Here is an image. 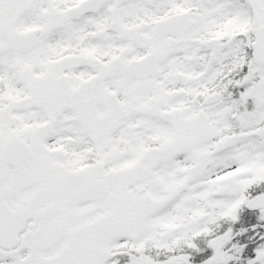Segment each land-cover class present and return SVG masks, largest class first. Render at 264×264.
<instances>
[{
  "label": "snow or ice",
  "instance_id": "1",
  "mask_svg": "<svg viewBox=\"0 0 264 264\" xmlns=\"http://www.w3.org/2000/svg\"><path fill=\"white\" fill-rule=\"evenodd\" d=\"M261 186L264 0H0V264H229Z\"/></svg>",
  "mask_w": 264,
  "mask_h": 264
},
{
  "label": "rangeland",
  "instance_id": "2",
  "mask_svg": "<svg viewBox=\"0 0 264 264\" xmlns=\"http://www.w3.org/2000/svg\"><path fill=\"white\" fill-rule=\"evenodd\" d=\"M242 210H243V207L238 211V216L242 215ZM259 216H260V213L258 214V217L256 218V221L260 225L256 226L255 229H250L251 231L249 232L248 235L244 234V235H242L240 237H237L239 239H242V241L245 244H248V247H247L246 250H243L240 253H234L235 255H238L240 257V259L231 260V261H229V264H246V260L249 257H251V256H253L255 254L252 251V248H254L260 242L259 239H258V236L260 234H264V230H263V232H261L260 230L257 231V229H258L257 227L264 229V220H260ZM240 221H242V220H240ZM222 222L230 223V222H233V221H230V220L221 221L220 222V227H221V223ZM243 222H245V221H243ZM194 242L197 243L198 247H201V248L204 249V254L211 255L212 250L210 248H207V246L205 245L203 239H198L197 241H194ZM185 251L193 252V256H194L196 261H192V264H198L197 257L200 256L201 253H199V254L194 253V251L190 250V249H185Z\"/></svg>",
  "mask_w": 264,
  "mask_h": 264
},
{
  "label": "trees",
  "instance_id": "3",
  "mask_svg": "<svg viewBox=\"0 0 264 264\" xmlns=\"http://www.w3.org/2000/svg\"><path fill=\"white\" fill-rule=\"evenodd\" d=\"M253 225L258 226L260 224L243 225V224H240L239 222H235V223L234 222L233 223L222 222L221 223V227L218 229V231L223 232V231H226L228 228H231L232 229V233H233L232 239L229 242V244L226 245V247L231 250V245L232 244H236V245H243V244H245L242 241V239H239L237 237H240V236H242L244 234L248 235L249 232L251 231L250 229H255V227H253ZM257 228H258L257 231L260 230L261 232H263V230H264V229L259 228V227H257ZM242 229H246V231H241ZM246 249H247V247L244 248L243 250H246ZM203 255H206V254H204V252H203V253H201L200 256H203ZM191 260L192 261H196L193 255L191 257Z\"/></svg>",
  "mask_w": 264,
  "mask_h": 264
},
{
  "label": "flooded vegetation",
  "instance_id": "4",
  "mask_svg": "<svg viewBox=\"0 0 264 264\" xmlns=\"http://www.w3.org/2000/svg\"><path fill=\"white\" fill-rule=\"evenodd\" d=\"M250 191H253V194H255V191H264V186L256 188L255 190L250 189ZM258 214L259 212H247L244 210L242 211V215L238 216L239 219L237 221L241 222L242 224H246V225L256 224L257 223L256 218L258 217Z\"/></svg>",
  "mask_w": 264,
  "mask_h": 264
},
{
  "label": "water",
  "instance_id": "5",
  "mask_svg": "<svg viewBox=\"0 0 264 264\" xmlns=\"http://www.w3.org/2000/svg\"><path fill=\"white\" fill-rule=\"evenodd\" d=\"M246 207V206H245ZM246 209L248 210V211H258V210H254V209H249V208H247L246 207Z\"/></svg>",
  "mask_w": 264,
  "mask_h": 264
}]
</instances>
